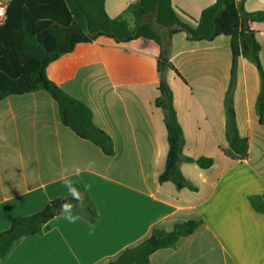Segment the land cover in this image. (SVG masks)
<instances>
[{
  "label": "crops",
  "instance_id": "crops-1",
  "mask_svg": "<svg viewBox=\"0 0 264 264\" xmlns=\"http://www.w3.org/2000/svg\"><path fill=\"white\" fill-rule=\"evenodd\" d=\"M134 1L105 0L104 8L114 18ZM171 2L183 20L193 23L215 0ZM243 8L247 14L264 11V0H245ZM246 25L257 32L264 71V23ZM170 42V61L179 77L171 71L168 76L177 89L173 107L185 137L183 153L213 159L208 169L180 163L181 174L196 190L157 181L167 154L163 113L154 105L157 46L146 40L116 44L106 37L78 44L47 66V78L90 108L115 154L105 156L63 127L55 102L43 91L1 100L0 232L66 196L74 183L85 187L97 221L88 224L70 213L54 217L41 235L17 240L0 264H107L152 228L170 231L189 219L203 224L175 249L153 253L150 264H264V215L249 203L251 196L264 194V129L254 110L258 74L238 59L233 106L238 132L249 147L247 158L235 162L222 152L229 38L198 43L177 33Z\"/></svg>",
  "mask_w": 264,
  "mask_h": 264
},
{
  "label": "trees",
  "instance_id": "trees-1",
  "mask_svg": "<svg viewBox=\"0 0 264 264\" xmlns=\"http://www.w3.org/2000/svg\"><path fill=\"white\" fill-rule=\"evenodd\" d=\"M245 0H215L190 23L180 16L171 0H136L124 11L111 18L105 0H11L6 5L5 18L0 24V101L9 96H21L43 91L55 102L60 123L78 139L87 141L107 157L115 154L110 137L99 129L90 108L69 95L47 78L46 68L78 44H91L100 37L116 44L136 40L153 42L158 48L156 71L159 95L155 107L163 113L167 135L164 169L157 177L161 183L170 182L176 189H196L179 170L182 162L195 163L201 169L213 165L211 157L192 159L183 153L185 137L173 107V93L165 81L167 71L179 77L170 61L171 36L184 33L190 42H211L219 36L229 38L231 65L223 98L224 138L222 152L232 161L247 158L249 142L240 136L233 106L237 83V61L241 57L254 66L259 77V91L254 110L258 124L264 129V71L260 62V46L248 22L264 23V11L247 14ZM81 183L71 184L64 197L47 202L38 212L23 216L0 232V258L6 256L19 239L41 235L49 230L54 217L70 213L95 224L98 212ZM252 209L264 215V194L249 198ZM201 219L176 223L170 231L152 228L140 242L124 248L107 264H150L153 253L175 249L181 238L191 235Z\"/></svg>",
  "mask_w": 264,
  "mask_h": 264
},
{
  "label": "rangeland",
  "instance_id": "rangeland-1",
  "mask_svg": "<svg viewBox=\"0 0 264 264\" xmlns=\"http://www.w3.org/2000/svg\"><path fill=\"white\" fill-rule=\"evenodd\" d=\"M168 73H169V71H167L166 74H165V81H166V83L169 85V87H170V89H171V91H172V93H173V90L176 91L177 89H176V87L172 84V80H171L172 76H170V79H169ZM168 79H169V80H168ZM175 80H176V82L178 83L177 79H175ZM172 87H173V88H172Z\"/></svg>",
  "mask_w": 264,
  "mask_h": 264
},
{
  "label": "built area",
  "instance_id": "built-area-1",
  "mask_svg": "<svg viewBox=\"0 0 264 264\" xmlns=\"http://www.w3.org/2000/svg\"><path fill=\"white\" fill-rule=\"evenodd\" d=\"M5 11H6V5L0 3V24L4 21Z\"/></svg>",
  "mask_w": 264,
  "mask_h": 264
}]
</instances>
